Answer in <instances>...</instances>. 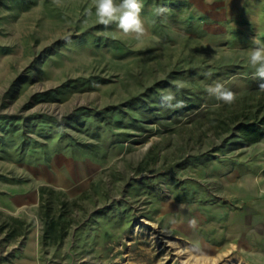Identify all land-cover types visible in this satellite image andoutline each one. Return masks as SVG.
<instances>
[{
  "label": "rangeland",
  "instance_id": "obj_1",
  "mask_svg": "<svg viewBox=\"0 0 264 264\" xmlns=\"http://www.w3.org/2000/svg\"><path fill=\"white\" fill-rule=\"evenodd\" d=\"M142 3L136 41L98 24L91 0H0V264H232L184 240L181 204L264 117L255 34L223 42L168 0ZM216 82L234 104L208 94ZM42 186L73 202L53 246L39 242Z\"/></svg>",
  "mask_w": 264,
  "mask_h": 264
},
{
  "label": "crops",
  "instance_id": "obj_2",
  "mask_svg": "<svg viewBox=\"0 0 264 264\" xmlns=\"http://www.w3.org/2000/svg\"><path fill=\"white\" fill-rule=\"evenodd\" d=\"M213 37L264 33V0H168ZM240 39H249L241 35ZM182 200V236L203 255L264 264V140L231 154Z\"/></svg>",
  "mask_w": 264,
  "mask_h": 264
},
{
  "label": "clouds",
  "instance_id": "obj_3",
  "mask_svg": "<svg viewBox=\"0 0 264 264\" xmlns=\"http://www.w3.org/2000/svg\"><path fill=\"white\" fill-rule=\"evenodd\" d=\"M94 8V15L97 23L105 28L115 24L122 37H132L136 41L142 40L148 35V30L142 20L144 5L142 0H91ZM156 16H165L168 9L157 6L154 9ZM253 47L247 50L249 66L254 69V78H259L262 82L259 89L264 91V41L253 37ZM209 95L217 101L226 105H232L236 101V94L225 87L223 83L216 82L207 88ZM173 92L169 91L162 96V101L167 102L168 108L183 107V101L176 100Z\"/></svg>",
  "mask_w": 264,
  "mask_h": 264
},
{
  "label": "trees",
  "instance_id": "obj_4",
  "mask_svg": "<svg viewBox=\"0 0 264 264\" xmlns=\"http://www.w3.org/2000/svg\"><path fill=\"white\" fill-rule=\"evenodd\" d=\"M239 131L247 144L257 142L264 137V117L258 122L242 124ZM38 193L39 242L42 246L57 245L65 238L68 227V222L64 220V210L73 202L68 201L62 192L55 191L48 186L40 187ZM9 218L21 226V230H14L9 235H23L26 230V222L12 216Z\"/></svg>",
  "mask_w": 264,
  "mask_h": 264
}]
</instances>
